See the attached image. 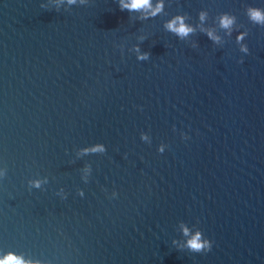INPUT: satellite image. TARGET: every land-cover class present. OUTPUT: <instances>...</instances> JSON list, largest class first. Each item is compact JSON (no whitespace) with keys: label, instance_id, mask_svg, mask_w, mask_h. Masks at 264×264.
<instances>
[{"label":"water","instance_id":"water-1","mask_svg":"<svg viewBox=\"0 0 264 264\" xmlns=\"http://www.w3.org/2000/svg\"><path fill=\"white\" fill-rule=\"evenodd\" d=\"M132 2L0 0V261L264 264V0Z\"/></svg>","mask_w":264,"mask_h":264},{"label":"clouds","instance_id":"clouds-1","mask_svg":"<svg viewBox=\"0 0 264 264\" xmlns=\"http://www.w3.org/2000/svg\"><path fill=\"white\" fill-rule=\"evenodd\" d=\"M70 2H73V0H70ZM149 3L150 0H133V2L130 5H127V7L131 9H140L142 7H147ZM253 18L257 21L264 20V16H261L259 13L256 12L253 13ZM225 26H227V22H225ZM168 27L170 30L175 31L178 35L181 36L187 35L188 32L191 31V29H188L186 26L183 25L182 21L179 27L175 26V22L169 24ZM193 247L199 249L201 247V244L195 242L193 244ZM0 264H24V261L22 259L9 255L6 260L0 261Z\"/></svg>","mask_w":264,"mask_h":264}]
</instances>
